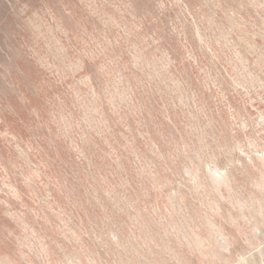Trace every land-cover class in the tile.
<instances>
[{"label": "rangeland", "instance_id": "374dc122", "mask_svg": "<svg viewBox=\"0 0 264 264\" xmlns=\"http://www.w3.org/2000/svg\"><path fill=\"white\" fill-rule=\"evenodd\" d=\"M0 264H264V0H0Z\"/></svg>", "mask_w": 264, "mask_h": 264}]
</instances>
